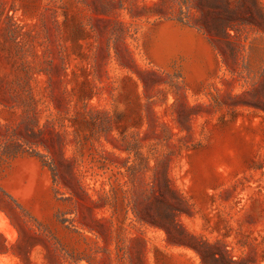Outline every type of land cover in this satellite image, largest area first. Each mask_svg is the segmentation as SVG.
<instances>
[{
  "label": "rangeland",
  "instance_id": "rangeland-1",
  "mask_svg": "<svg viewBox=\"0 0 264 264\" xmlns=\"http://www.w3.org/2000/svg\"><path fill=\"white\" fill-rule=\"evenodd\" d=\"M0 264H264V0H0Z\"/></svg>",
  "mask_w": 264,
  "mask_h": 264
},
{
  "label": "trees",
  "instance_id": "trees-1",
  "mask_svg": "<svg viewBox=\"0 0 264 264\" xmlns=\"http://www.w3.org/2000/svg\"><path fill=\"white\" fill-rule=\"evenodd\" d=\"M226 29H224V31H225Z\"/></svg>",
  "mask_w": 264,
  "mask_h": 264
}]
</instances>
